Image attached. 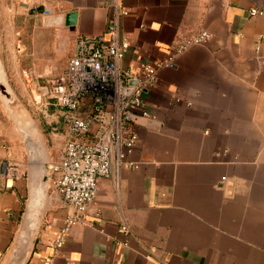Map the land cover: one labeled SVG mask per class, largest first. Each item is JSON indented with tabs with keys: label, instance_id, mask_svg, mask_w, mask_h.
<instances>
[{
	"label": "crops",
	"instance_id": "crops-1",
	"mask_svg": "<svg viewBox=\"0 0 264 264\" xmlns=\"http://www.w3.org/2000/svg\"><path fill=\"white\" fill-rule=\"evenodd\" d=\"M111 23L131 71L165 59L182 34L211 37L158 70L133 150L63 237L74 210L40 188L67 135L59 110L44 99L49 127L28 130L0 73V160L24 173L0 174V264H264V0H0V69L60 82L76 38Z\"/></svg>",
	"mask_w": 264,
	"mask_h": 264
},
{
	"label": "built area",
	"instance_id": "built-area-1",
	"mask_svg": "<svg viewBox=\"0 0 264 264\" xmlns=\"http://www.w3.org/2000/svg\"><path fill=\"white\" fill-rule=\"evenodd\" d=\"M261 13L250 11L251 15ZM105 34L78 36L62 80L44 81L39 88L40 96L59 110L67 134L58 159L49 167L50 187L74 210L62 237L73 222L84 219L95 200L98 181L110 178L133 150L136 119L147 116L143 95L156 85L158 70L211 37L204 30L182 34L165 59L141 62L131 71L119 66L128 44L118 38L116 24L108 25ZM0 174L19 179L24 173L18 165L0 160ZM61 243L57 241L56 246Z\"/></svg>",
	"mask_w": 264,
	"mask_h": 264
},
{
	"label": "rangeland",
	"instance_id": "rangeland-1",
	"mask_svg": "<svg viewBox=\"0 0 264 264\" xmlns=\"http://www.w3.org/2000/svg\"><path fill=\"white\" fill-rule=\"evenodd\" d=\"M0 73L6 82L4 89L6 93H3L6 107L11 112H14V114L18 113L19 116L20 111L26 109L30 116L28 117V124L26 123L25 125L28 129L29 125L33 124L36 135L37 131H41L43 127H49L50 124L45 123V119L38 111V109L42 108V103H44V98L40 96L39 88L41 87V83L52 77V75L44 74L37 76L34 75L33 70H29V72L18 70V73L14 74V69H0ZM19 77H22L21 84L17 83L20 80ZM27 93L29 94L27 95ZM19 123L21 124V116Z\"/></svg>",
	"mask_w": 264,
	"mask_h": 264
},
{
	"label": "water",
	"instance_id": "water-1",
	"mask_svg": "<svg viewBox=\"0 0 264 264\" xmlns=\"http://www.w3.org/2000/svg\"><path fill=\"white\" fill-rule=\"evenodd\" d=\"M39 11H40V9H39ZM74 17H75V14H66L65 21H64L65 26L70 27V26L74 25ZM132 84H133V82H132ZM20 113H21V111H20ZM27 122H25L23 125H25ZM30 126L33 128V131H34V125L30 124L29 127ZM26 147H27V155H28L29 160L30 161H36L38 158V153H37L33 143L27 142ZM50 164L51 163L46 164L45 168H43L41 171V177H42L44 185L41 186L40 188L50 186V172H49ZM39 204H40V200H39V198H36L34 201V205L37 207V206H39ZM37 220H38V217H35L34 222L36 223Z\"/></svg>",
	"mask_w": 264,
	"mask_h": 264
}]
</instances>
